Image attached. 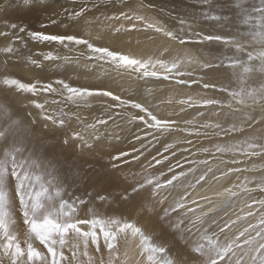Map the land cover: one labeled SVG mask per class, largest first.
<instances>
[{
    "label": "snow or ice",
    "instance_id": "obj_1",
    "mask_svg": "<svg viewBox=\"0 0 264 264\" xmlns=\"http://www.w3.org/2000/svg\"><path fill=\"white\" fill-rule=\"evenodd\" d=\"M90 2L81 0L79 10L63 11L75 24L83 20L84 31L80 33L30 30L16 22H6L0 30L4 41L0 55L6 64L30 40L62 48L66 53H38L44 61H74L77 66L83 62L89 70L100 67L105 69L102 75L108 80L98 87H75L65 80L24 82L8 71L0 73V87L5 92L4 99H0V264H264V163L238 167L255 159L264 160V0H229L219 9L214 8L215 0H198L207 10L192 17L191 22L178 17V28L146 16L145 9L154 6L145 0L137 6H132V0H120L123 9L104 17L120 22L109 28L113 37L122 32H143L149 40L161 37L182 47L190 42H219L226 52H232L214 60L187 51L182 57L166 59L171 49L163 45L158 55L147 57L112 48L102 43V30L95 35L91 30L99 17L86 19ZM58 15L61 14L48 16V23L41 24V28L57 24L54 16ZM198 19L215 22L226 28L227 34L193 30ZM24 61L25 66L42 67V61L33 55ZM189 65H198L201 70L230 69L236 86L218 84L203 76L192 80ZM162 82L177 87L199 84L224 97L189 96L175 101L169 98L167 103H176L179 111L164 115L160 106L153 103L152 88L145 87L142 96L135 98L141 85ZM41 94L61 97L51 104L64 107L51 109L47 99H37ZM16 96L27 103L20 106ZM93 102H103V115L91 122L78 111H71L72 106L91 108ZM193 108L203 111H197L193 119L184 118L182 114ZM209 109L215 111L210 114ZM73 120L77 126L68 128ZM110 124L117 128L137 127L134 139L140 148L108 152L98 159L94 157L95 163L84 160V168L77 156L93 153L109 136L119 139L108 132ZM33 128H41L48 135L63 131V139L58 142L65 149L72 147L75 154L70 162L65 157L66 177L59 175L57 163L45 158L43 150L37 154L35 145L28 146L26 137H32ZM174 133L184 134L185 138L165 143L163 152L157 151L139 172L124 174L123 180L110 175L123 173L125 167L131 162L139 163L142 157L147 160L148 146L160 144ZM188 137L239 139L192 151L179 147L193 145ZM40 139L51 143L44 137ZM177 151L184 162L176 160L172 164ZM201 154L211 159H198ZM148 155L151 156L150 151ZM255 172L261 174L259 178L246 175L239 183L232 181L233 176L239 179V174ZM75 181L91 188L86 186L77 195L72 190ZM216 186L221 190L209 196L207 192ZM257 192L261 198L254 197ZM17 201L22 235L15 216ZM238 202L243 204L240 211L244 215L233 220L228 210ZM133 213L136 217L156 215L166 221L187 251L170 254V246L155 242L132 218ZM252 217H258L256 223H248L243 230L236 227L238 222Z\"/></svg>",
    "mask_w": 264,
    "mask_h": 264
},
{
    "label": "bare ground",
    "instance_id": "obj_2",
    "mask_svg": "<svg viewBox=\"0 0 264 264\" xmlns=\"http://www.w3.org/2000/svg\"><path fill=\"white\" fill-rule=\"evenodd\" d=\"M187 1L188 2H186L184 0H164L161 4L156 6L158 9L157 12L150 8L149 11H147V9H145L144 14L146 16L151 17V15H148V14L156 13L159 20L165 22L169 26H173V27L178 28V27H180L178 17H183V18L187 19L189 22H191L192 17H199L201 11L207 10V6L203 5L201 3H198V0H187ZM219 2H221V0H215V3H217V6L215 7L216 9H219L220 7L223 6ZM249 2H253V0H249ZM254 2L258 3V0H254ZM218 3L220 4L219 6H218ZM115 9H113V10H115ZM116 14H118L117 11H116ZM98 17H99V21L94 22L92 25V28H91L93 34L95 35V33L97 31L102 30L103 33L105 34V39L102 41V43H104V44H106L112 48H114V45L119 44V46H117V48H115V49L122 50L124 52H133L136 55H142V56L147 57L149 55H158V49H161V46L163 45V46H166L169 49H171V51L166 55V57H165L166 59H171L172 57L177 56V55L182 57L185 51L191 53L193 56L204 57L206 59H213V60L215 57L221 56L224 54L232 55V52L231 51L226 52L225 46L220 44L219 42H204L203 44L190 42L187 45L182 47V46L175 44L173 42L165 41L161 37H154L153 40H149L148 35H146L145 33L135 32V31L132 32L131 34H128V35H126L122 32L119 35L113 37L111 35V33L109 32V28L113 25L119 26L120 22L106 20L104 18L105 16L104 17L98 16ZM93 18L94 17H91L89 19H93ZM202 21H204V20L198 19L197 22L193 24V30L202 31L205 33L227 34L228 30L226 28H222L220 25H218L216 23L212 27H208L206 24L202 23ZM16 23H19V22H16ZM82 28L83 29L80 30L78 33L84 31V26ZM50 30H48V31L50 32ZM59 31H60V29H56V33H58ZM210 31H212V32H210ZM37 47H38V50L35 52V54L33 56L42 61V67L45 66L46 64H48V62H49L48 69L44 68L45 70H43L42 67L41 68L33 67L31 69H28V67H26L24 65V62H22V66L24 68V71L26 72V74L28 76H31V78H32V76H36L38 79H42V80L45 79V83H52V82H54L53 78L55 77L56 72H57L56 67L62 60L44 61L43 58L40 56H37V54L40 52H47L50 50L56 51L57 54L60 56H64L66 53L62 48H56V46H53V45L38 44ZM72 64H73V62H72ZM188 67H189L190 71H193V76L191 77L192 80L198 81L200 79V77L203 76V77H205V79H211V80L217 82L218 84H223V85L228 86V87H235L236 86L235 85V79L232 76L230 69L219 68V69H212V70H201L198 67V65H189ZM72 68H75L77 70V71H75L76 75L78 76L79 79L81 78V81L83 79L84 81L88 82V84H86V86H88V87L89 86L90 87H98V86H101L102 84L108 83V80L102 75V73L105 71V69H103V68L98 67V68H94V69L89 70V69H86L84 67L83 62H81L79 66H77V64L75 63V65L72 66ZM78 69H79V71H78ZM113 75H114V73H113ZM145 87L153 89V96L155 97V99L153 100V103L160 106V111L164 115H167L171 111H179V106L176 103H172L171 105H169L167 103L169 98H172L175 101L177 99H186L189 96L193 97L194 99H199L200 97H203V96H217L220 98L224 97V94H222V93H218V92H214V91H206V90L202 89V87L199 84H191L190 86L177 87L174 84H169L168 82H162V83H156V84L149 83L148 85H141L139 92L137 93V96L135 98H139L142 96V94L144 93ZM130 94L131 93H121V95H130ZM43 98L44 97H40V98L38 97L37 99H39L41 102H43L44 101ZM49 98L52 99L53 95L49 94L47 99H49ZM55 99H56V95H55L54 100ZM49 101L51 103V100H49ZM102 103L103 102H93V105L91 108L82 107L80 109H77V108H75V106H72L71 111L72 112L78 111L82 117L87 118L89 120V122H91L93 118L98 116V114L103 115V107L101 106ZM97 110H99V111H97ZM197 111H201V110L197 109V108L195 110L188 109L187 113L182 114V115H184V118H186V119H193V117L196 116ZM208 111L211 114V112H213L215 110L209 109ZM212 118L215 119L214 117H212ZM205 119H208V117H206ZM220 119L223 120L224 119L223 116H221ZM118 123L125 124L126 122L118 121ZM69 124H70L69 127H71V128L72 127L75 128L77 126L75 120L69 122ZM113 133L115 134V136L119 137L118 142L122 143V144H117V145H114L116 143L112 144L113 147H112V149H110L111 151H109V152H112L113 154H115V152L117 150L130 151L134 148L135 144H139V143H136L135 139H134V137L138 133V128L135 126H124V127H119V128L114 127ZM172 138H173V135L168 137L166 140H163L160 143V145L163 147L165 143H171ZM232 139H239V137H229V138L225 137L223 139L213 138L212 140H214V141L212 143L209 144V142L211 140H207L206 142H204V145L207 148L212 149L215 144H225V143H228ZM111 141L112 140H110V142ZM174 141H178V139H174ZM105 143L106 142H104V144ZM107 143H108V141H107ZM107 146H108V144H107ZM195 146H197V145H195ZM98 147H100V146H98ZM202 147H204V146H202ZM103 148H105V147H103ZM105 149H107V148H105ZM64 150H65V148H64ZM99 150H101V149L99 148ZM51 151H53V150H51ZM55 153H57V152H55ZM103 153H105V152H103ZM48 156L49 157H47V155L44 154L45 158L54 159V162H56L58 165L59 175L62 178L66 177L68 174V168H67V165L65 164V157L60 153L59 154L58 153L57 154H54V153L49 154L48 153ZM100 156H102V155H100ZM67 159L69 162L71 161L70 158H67ZM253 163L260 165V164L264 163V160L255 159L253 161H249L247 164L241 163L240 165H242V167H251V165ZM74 171L75 170L73 169V172ZM128 172H139V171L135 167H125L123 169V173H110V175L114 178L118 176L121 180H123L124 174H126ZM246 175L249 178H251L252 176H256L257 178H259V176L261 174L259 172L245 173L239 177L238 182L243 181L244 177ZM235 180H237V176L232 177V181H235ZM65 182L69 183L70 185L72 184L71 180H65ZM86 186L89 189L91 188V185H85V183L82 181H75L74 188L72 190L75 191V194L79 195L84 191ZM216 190H221V189L219 188V186H216L215 189L208 191L207 194L209 196H213L214 191H216ZM16 204L18 206V201L16 202ZM242 207H243V204H241L237 210L238 215L242 214V212L240 211V209ZM100 211L103 212L104 208L101 207ZM109 212H111V209H109ZM81 215H83V213H81ZM15 216L17 219V229L21 232V223H20V217H19L18 209H16ZM234 217H236V216H234ZM132 218H133V216H132ZM22 234H23V232H21V235ZM91 251L92 250H90V252Z\"/></svg>",
    "mask_w": 264,
    "mask_h": 264
},
{
    "label": "rangeland",
    "instance_id": "obj_3",
    "mask_svg": "<svg viewBox=\"0 0 264 264\" xmlns=\"http://www.w3.org/2000/svg\"><path fill=\"white\" fill-rule=\"evenodd\" d=\"M163 1L164 0H160V1L159 0H156V1L155 0H145V3L153 5L154 7H152L151 9L157 12L158 9L156 6L161 4ZM184 1L188 2L187 0H184ZM228 2H229V0H221V2H219V3L224 5V3L226 4ZM139 3H140V0H132V6H137ZM219 3H218V6L220 5ZM92 4H95L96 7L93 8ZM80 6H81V0H77L76 3H73L72 0H54V1L53 0H27V3H25V0H0V30H3L2 26L6 22H19L20 24L26 25L30 30H41V31L49 32L48 30L51 29L50 33H56V29H60V31L58 33H64L66 31L68 33H73V32L78 33L80 30L83 29L82 28L84 26L83 20L80 21L79 25L75 24L72 21L68 20L63 15V11H64V9L79 10ZM216 6H217V3H214V8ZM88 7L91 9V11L89 12L88 16L86 17L87 19H89L91 17L95 18L98 16H102V17L110 16V15L116 14V11L118 13L120 10L123 9V5L120 3V0H91ZM113 9H115V10H113ZM147 11H149V9H147ZM53 13H60L61 14V15H58V17L54 16V18L57 19L58 23L55 25H49L48 27H45L42 29L41 24H47L48 23L47 17L50 15H53ZM148 15H151V17H153V18L159 19L157 17L156 13L148 14ZM202 23L206 24L208 27H212L215 24V22L207 21V20L202 21ZM210 32H212V31H210ZM23 35L26 36V34H23ZM3 43H4L3 38H0V44H3ZM38 44L39 43H33L29 40L28 46L26 48H22L21 52L16 57L9 59L7 61V64L5 63L4 56L0 55V73L8 71L13 76L21 79L24 82H30L34 79H38L36 76H32V78H31V76H28L26 74V72L24 71V68L22 66V62H24V65H25L24 58L27 57L28 55H34L35 52L38 50V47H37ZM117 46H119V44L114 45V48H117ZM74 65H75L74 61H73V64H72V62L70 64L69 62L62 60L56 67L57 72L55 71L56 75L53 78V80L54 81L65 80L66 82L70 83L72 86H75V87H88V86H86V84H88V82L84 81L83 79L81 81V78L79 79L78 76L76 75L75 71H77V70L75 68H72V66H74ZM26 67H28V69L33 68L32 66H26ZM48 67H49V62H48V64L43 66L42 69L45 70V69H48ZM78 71H79V69H78ZM39 80H41L42 82L45 83V79L44 80L39 79ZM48 96L49 95L41 94V96H39V98L44 97L45 99H47ZM4 97H5V92L2 89V87H0V99H4ZM15 98L17 100H19L20 106L27 103V101L24 100L23 97L16 96ZM44 98H43V100H45ZM54 98H55V95H53L52 99L49 98L47 100L53 101ZM60 99H61V97L56 96L55 100H60ZM49 104H50L51 109H54L56 107H64L63 105H52L50 103V101H49ZM195 109L196 108H193V110H195ZM200 110L203 111V109H200ZM97 111H99V110H97ZM100 116H102V115L98 114L97 117H100ZM69 126H70V124H68V128H71ZM113 128H114V126L110 124L109 128H108V132L113 133ZM32 131H33L32 137H26V140H27V144L29 145V147H32L33 145H35V149H36L37 154L40 153L41 150H43V155L46 154L47 157H49L48 153L49 154H51V153L52 154L53 153L59 154L60 153L64 157L67 156L66 158H70L72 160L73 156L75 155L73 148L68 147L64 150L62 144L58 142V141H62V139H63V135H64L63 131L57 130L52 135L46 134L41 128H33ZM40 137H44L46 141H51V143H42ZM184 138H185L184 134L174 133L171 143L174 142V139L183 140ZM188 138L189 139L191 138L194 141L193 145L180 144L179 147L180 148L189 147L192 149V151H197V149H199L202 146L206 147L204 145V142H206L207 140H211L209 142V144H210L214 141L212 139L216 138V137H213L211 139H206L204 137H200V138L188 137ZM110 140H112L113 142L112 141L110 142ZM118 140L119 139L114 138V136H109V137L105 138L101 142V144L97 145V147L93 150V153H90V154L86 153L82 158L78 157V156L76 158L80 160L82 165H83L84 160H88L91 163H95L94 157L96 159H98V157H100V155L106 156V153L111 151L110 149H112V147H113L112 144H114V143H116L114 145L122 144V143L118 142ZM107 141H108V143H107ZM104 142H106L105 143L106 145L104 144ZM145 143L147 144V141H145ZM107 144H108V146H107ZM195 145H197V146H195ZM98 146H100V147H98ZM103 147H105L107 149H105ZM134 147L140 148V144H135ZM99 148L101 150H99ZM51 150H53V151H51ZM131 151L132 150H130L129 152H131ZM149 151L151 152V156L148 155ZM157 151L163 152V147L160 144L153 143L152 145H149L148 150L145 151V157H147V160L142 157L140 159L139 163L131 162L128 167H135L138 171H140L141 166L146 164L148 160H151V157L155 156L157 154ZM55 152H57V153H55ZM103 152H105V153H103ZM164 154L170 156V153H164ZM185 155H189V154L185 153ZM197 158L198 159H205V158L211 159V157H205L203 154H201ZM129 160H131V157H129ZM176 160H180L181 163L184 162L179 151H177L176 159H173L171 161L172 164H175ZM83 167L86 168V165H83ZM159 167L160 166H157L158 169H159ZM238 167L244 168V167H242V165H238ZM165 169L167 170V162L165 163L163 170L166 171ZM243 174H245V173H243ZM243 174H239V177ZM233 182L239 183L240 181L238 182V179H237ZM261 196H262V194H260L258 192L254 193L255 198H261ZM240 205H241V203L238 202L233 208H230L228 210V213L233 220L236 219V217H234V216L238 215L237 210H238ZM16 209H18V206ZM220 215H221V217H223L224 213H220ZM241 215H244V213H242ZM132 216H133V218L137 219L138 225L141 226L147 234L151 235L155 242L164 243V244L169 245L170 246L169 247L170 254H175V252L178 250L182 251V252L187 251L185 243L183 241H181L178 238V236L176 234H174L169 229L166 221H161L156 215H151V214H145L143 216L136 217L135 213H133ZM19 217H20V215H19ZM257 219H258V217H252V218H248L247 220L240 221V222H238L236 227H238L240 230H243V228L248 226V223H256ZM21 221H22V219L20 218L21 232H23V225H22ZM221 239H223V237H221Z\"/></svg>",
    "mask_w": 264,
    "mask_h": 264
}]
</instances>
